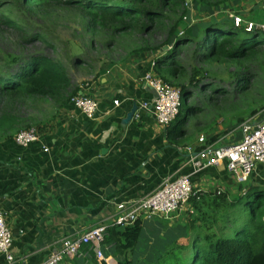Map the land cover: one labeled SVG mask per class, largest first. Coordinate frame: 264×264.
<instances>
[{"label": "crops", "instance_id": "obj_1", "mask_svg": "<svg viewBox=\"0 0 264 264\" xmlns=\"http://www.w3.org/2000/svg\"><path fill=\"white\" fill-rule=\"evenodd\" d=\"M226 14L232 20L241 16L244 23L264 24V0H244L240 7L232 4ZM190 19L193 25L209 21L210 16L192 8ZM140 42L122 50L120 59L100 61L89 75L76 72L82 66H68L79 94L97 100L94 118L83 115L72 101L61 108L47 102L32 112L39 127L37 141L26 147L14 136L0 141V211L13 232L14 264H40L60 248L64 237L111 223L119 213L118 204L151 194L165 178L190 175L201 192L231 190L240 184L223 164L194 171L186 147H198L199 135L189 140L195 131L189 128L188 117L183 127L178 118L165 126L152 106L141 108V102L150 103L155 97L144 75L152 61L164 55V47L140 49ZM182 128L185 136L179 133ZM214 130L210 133L224 137L233 131ZM235 138H240V131ZM255 177L249 182L259 185ZM190 212L194 208L189 201L170 215L143 217L140 239L129 254L133 263L148 260L159 244L187 224ZM102 249L107 260L118 264L124 259L114 243L105 241ZM0 264H8L1 254ZM66 264L103 263L91 246L83 245L81 254L67 258Z\"/></svg>", "mask_w": 264, "mask_h": 264}, {"label": "trees", "instance_id": "obj_2", "mask_svg": "<svg viewBox=\"0 0 264 264\" xmlns=\"http://www.w3.org/2000/svg\"><path fill=\"white\" fill-rule=\"evenodd\" d=\"M243 2L191 0L189 5L187 0H0V34L5 28L14 31L21 47L42 44L32 51L0 50V141L32 126L39 129L32 112L44 103L61 108L79 94L68 65L56 54L54 33L41 28L40 20L62 10L72 12L81 19L92 49H115L122 39L136 34L141 35L140 49L171 46L156 61V73L181 87L182 106L188 105L191 114L201 108L189 103L192 91L185 82L188 72L180 57L190 46H197L203 64L235 65V91L246 92L254 84L258 73L252 63L264 52V33L249 32L244 25L236 27L234 19L226 14L232 4L240 7ZM192 8L210 16L209 21L192 25ZM201 32L203 37L199 39ZM158 33L166 34L164 41L151 43ZM69 60L74 67L89 63L82 52H75ZM205 74L193 67L189 83L201 85ZM204 87L206 84L200 91ZM216 91L223 95L227 92L221 87ZM179 133L186 135L183 128ZM242 189L243 184L231 190H199L189 200L194 212L189 213L187 224L176 228L170 240L159 244L143 264H264V188L253 184L245 194L252 197L246 201L239 193ZM220 221L222 231H217L219 227L215 226ZM142 228V218L126 227L109 225L105 241L114 243L116 251L124 255L118 264H135L129 254L133 255Z\"/></svg>", "mask_w": 264, "mask_h": 264}, {"label": "built area", "instance_id": "obj_3", "mask_svg": "<svg viewBox=\"0 0 264 264\" xmlns=\"http://www.w3.org/2000/svg\"><path fill=\"white\" fill-rule=\"evenodd\" d=\"M234 24L236 27L244 25L249 32L260 30L264 33V24H255L252 21L244 23L241 16L234 17ZM155 66L156 61L153 60L151 68L144 75L145 81L154 89L155 97L150 103L141 102L140 106L145 109L152 106L158 122L168 126L181 114L182 89L158 75ZM71 101L87 118L96 116L98 102L93 97L78 94ZM114 102L118 104V100ZM135 116H139L137 112ZM239 125L240 138H235L231 142L224 141L223 135L203 134L198 138V147L194 145L186 147L188 163L195 172L208 166L223 164L238 183L249 182L259 165L264 164V117L258 120L246 118ZM39 137L38 129L32 126L19 131L14 136V140L18 145L26 147L37 141ZM198 191L190 175L165 178L151 194L129 203L118 204L119 213L111 223H99L78 236L64 237L60 248L53 250L40 264H66L67 258L81 254L83 245L91 246L102 263L113 264L112 260H107L102 249L109 225L126 227L145 216L170 215L181 209L192 196H196ZM12 245L13 232L7 222L6 214L0 211V254L5 256L8 264H14Z\"/></svg>", "mask_w": 264, "mask_h": 264}, {"label": "rangeland", "instance_id": "obj_4", "mask_svg": "<svg viewBox=\"0 0 264 264\" xmlns=\"http://www.w3.org/2000/svg\"><path fill=\"white\" fill-rule=\"evenodd\" d=\"M40 27L45 30H50L56 37L57 44V56L61 58L69 67H71L70 57L75 52H82L88 59V65H84L76 70V72L82 77L89 75L92 72L93 67L98 66L102 60H117L123 57L127 50L134 47V43L140 39L141 35L135 37H127L118 43L117 48L107 49L105 47H97L92 49L89 47V35L84 34L81 19L77 18L70 11H60L59 14L53 15L48 19L40 20ZM166 34L158 33L152 38L151 43H161L164 41ZM203 37L201 32L199 39ZM21 39L17 34L5 28L3 35L0 34V50L4 53L15 52V51H32L35 48L42 47L40 42L34 44H26L21 47L19 43ZM143 45L142 41L139 44ZM155 47V45H152ZM52 53V51H50ZM1 54V52H0ZM53 54V53H52ZM180 57L183 65L187 70L185 82L189 85L192 91L190 102L192 105L199 106L201 109L199 112L187 111V106L183 105L181 115L178 119H182L180 126H184L185 117L189 119V128L193 129L194 135L189 137V140H193L197 133L198 138L201 135L211 134L215 132V127L227 128V130L233 131L227 132L224 141L228 138V142L235 139L236 133L239 131V124L245 118L262 119L264 117V52L253 61L252 68L258 74L254 80V84L250 90L246 92H237L235 89L236 81L232 78L233 73L236 71V66L232 64H217V63H205L203 64L198 59L197 46H190L189 49H185L181 52ZM193 67L200 68L206 72L201 85L204 87L203 91H200L201 85H195L189 83V74ZM211 84V85H209ZM209 85V86H208ZM217 87L224 88L227 92L223 95L221 92L216 91ZM238 126V127H237ZM202 130L203 132H197ZM236 130V131H235ZM211 132V133H210ZM227 142V141H226ZM261 173V176L259 175ZM257 176V177H255ZM258 179V184L264 188V165L257 169L253 176ZM250 180V179H249ZM242 185V184H241ZM253 185L252 182H246L243 184L244 188L239 191L240 195H243V201H246L252 196L245 195L248 189ZM237 186H240L238 184ZM231 198V197H230ZM192 208V206H191ZM194 208V207H193ZM190 214H188L189 219ZM222 222H219L217 231H222ZM191 253V250H189ZM113 264H117L112 261Z\"/></svg>", "mask_w": 264, "mask_h": 264}, {"label": "water", "instance_id": "obj_5", "mask_svg": "<svg viewBox=\"0 0 264 264\" xmlns=\"http://www.w3.org/2000/svg\"><path fill=\"white\" fill-rule=\"evenodd\" d=\"M187 3L190 5L191 4V0H187ZM169 48H170L169 45H165L164 46V50L162 52L165 54Z\"/></svg>", "mask_w": 264, "mask_h": 264}]
</instances>
